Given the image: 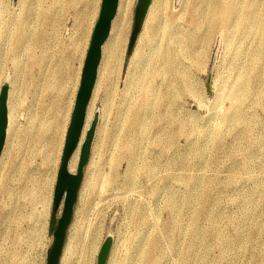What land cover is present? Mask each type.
I'll return each mask as SVG.
<instances>
[{
	"label": "rangeland",
	"instance_id": "rangeland-1",
	"mask_svg": "<svg viewBox=\"0 0 264 264\" xmlns=\"http://www.w3.org/2000/svg\"><path fill=\"white\" fill-rule=\"evenodd\" d=\"M31 1L5 0L0 11V92L8 79L16 98L0 158V264L48 262L58 172L102 3L86 26L92 0ZM137 1L124 52L102 65L92 106L99 124L60 264H97L108 236V264H264V70L254 57L264 30L251 24L253 0H237L226 30L211 17L192 22L190 0H164L162 16L177 31L173 72L143 107V80L128 78ZM168 80L178 91L166 103ZM236 83L250 89L243 121L229 114L222 125L232 106L223 91Z\"/></svg>",
	"mask_w": 264,
	"mask_h": 264
},
{
	"label": "bare ground",
	"instance_id": "bare-ground-1",
	"mask_svg": "<svg viewBox=\"0 0 264 264\" xmlns=\"http://www.w3.org/2000/svg\"><path fill=\"white\" fill-rule=\"evenodd\" d=\"M34 1H36V0H32L31 3H34ZM97 1L98 0H92V2H93L92 6L90 7V9L86 13V15H87L86 21H85L86 26L89 25L88 24L89 21L92 20L95 16V8H96L95 4ZM163 1L164 0H153L152 1V4L150 6L144 27H143V29H142L139 37H138V41H137L138 44H136L137 46H135V49H134L132 55L128 58L131 61V67L129 66L130 69L128 72V78L129 79L132 78V81H133V79L135 77H140L143 80L141 82V86L138 87L139 97L141 99V105L140 106H142V107L143 106H149L151 104L154 105L153 102L157 99L158 91L160 90V87H161L160 84L157 83V79L162 75H170V73L173 72L174 59H173L172 55H174L175 52H174V54H172V50L174 49L173 46H175L174 32L176 30L174 28L175 27L173 24L174 22L172 20H171L172 22H168V19H165L167 17L162 16V12L164 10V2ZM59 2H61V1L59 0ZM25 3H26V1H25ZM135 3H136V0H120L118 13H117L116 18L113 21L112 31H111L110 37L108 38V40L105 43L104 48H103V57H102V61H101L100 67H99L98 79H97L96 86L94 89V93H93V96H92V99L90 102V106L88 109V116H87L86 125L84 128V132L82 135V139H81V142H80L78 149L74 153V155L71 159V162H70V171L71 172H76V170H77L78 161H79L80 152H81V147H82V144L85 140L86 133H87V131L91 125L90 122H92V120L94 118L93 114H92V106L94 105V99L96 97L97 89H98V86H99V83L101 80V76H102L101 75L102 65L105 62L107 67L111 68L112 62H114V61L116 62L115 59H117L119 56H121V54L124 52L125 46H126V43H127L128 37H129L128 34H129L130 27H131L132 14H133V9H134ZM236 3H237V0H190L192 22H198L201 20L203 21V19L211 17L214 28L218 29V21H220L222 24V28L225 29V27L231 22L232 18L235 16V12H236V8H237ZM6 4L7 3L5 2V0H0V11L2 13H3V11L6 10ZM181 4H182V2H181ZM259 5H263V3L262 4H261V2L258 3L256 0H253V2L251 3L250 13L252 15V18L250 20H251V24H256L257 28L260 27L264 30V15L259 14V13H261ZM183 11H185V9ZM0 18H1V16H0ZM204 23H205V21H204ZM4 25H5V23H4ZM24 25H26V24H24ZM179 26H181V25H179ZM187 28H189V27H187ZM2 31H3V27L0 28V39L4 35ZM224 31H222V33ZM18 39H19V36H18ZM9 40H10V37H9ZM176 41L178 42L179 40H176ZM7 42H8V40H7ZM27 44H25V45H27ZM181 45H182V43H181ZM263 48H264V46H262V50L260 51V53H258V54L256 53L257 56H256V54L254 56L256 64H257V69L260 72L264 70V50H263ZM182 50H183V48H182ZM176 51L178 52V50H176ZM137 71L139 72L138 75H137ZM134 73H136V76L133 75ZM141 79H139V80H141ZM6 81H7V83L10 84V95H9V101H8V111H9L8 112V114H9V125H8V135H7V141H8V139L10 137V132H12L11 131L12 126L14 124V109L12 107V103L16 101V98L13 95L14 94V92H13L14 88H12L13 86L10 83V80L7 79ZM234 87H235V89L230 90V88H229V89H225L223 91V92H226V94H228V93L231 94V95H229V94L228 95L232 100V106L229 109L228 113L222 114V117L224 118V121L221 122L222 125L224 123H226V121L232 119V117L231 118L227 117L229 114H234L233 119H236L238 123L243 121L241 116H240V114H242L241 111L243 110L242 109L243 108L242 107V98L247 91H250V89H249L248 85L245 86V83H236L234 85ZM263 87H264V83H263ZM263 87H262V90H263ZM164 88H167V90L162 94V99L165 100V102L168 101V99L170 98V91L171 90L175 91V92L178 91V86L176 85L174 80H171L170 82L168 80V82ZM233 90H236V91L233 92ZM174 95H175V93H174ZM216 101H218V97H217ZM135 111H136V109H135ZM151 111L153 112V110H151ZM153 113H155V112H153ZM169 113H170V110H169ZM167 114H165V116ZM142 115H143V112H142ZM142 115H140V116H142ZM161 116H163V115H161ZM161 116H160V118H161ZM172 116L174 117V115H172ZM153 117L154 116L151 112L149 114L147 113L146 116L145 115L142 116L141 121H140L141 122L140 128L144 132H145V130H149V129H147L149 126L147 118L152 119ZM156 118H157V116H156ZM138 119L140 120V118H138ZM138 119H136V120L138 121ZM151 119H149V120H151ZM213 120L218 122V112L214 116ZM180 121L181 120L179 119V122ZM156 122L158 123V121H156ZM175 122H177V120ZM128 123L130 124V122H128ZM149 123H152V121H150ZM172 123L174 124V122H172ZM176 125H178V124H176ZM181 125H183V123ZM217 125H218V123H217ZM129 126H131V125H129ZM138 126H139V123H138ZM183 127H185V126H183ZM192 131H194V129H192ZM14 135H15V130H14V134L12 136H14ZM142 135H143V133L141 134V136ZM7 141H6V143H7ZM5 148H6V145H5ZM200 213H201V211H200ZM77 256L79 258L82 257L81 254H77Z\"/></svg>",
	"mask_w": 264,
	"mask_h": 264
},
{
	"label": "water",
	"instance_id": "water-1",
	"mask_svg": "<svg viewBox=\"0 0 264 264\" xmlns=\"http://www.w3.org/2000/svg\"><path fill=\"white\" fill-rule=\"evenodd\" d=\"M153 0H138L135 8V17L132 34L127 51L129 58L137 44L138 37L144 27L150 6ZM120 0H102L98 20L95 24L90 45L84 61L80 87L75 100L70 126L67 131L64 151L56 182L52 221L50 232L54 236V243L49 251L47 264H60L65 247L69 226L72 222L74 207L78 200L83 183L85 168L92 153L93 143L99 124L100 115L96 113L86 133L81 147L76 172L70 171L71 159L78 149L86 120L88 109L94 93L99 74V67L103 57V48L112 31L113 21L117 16ZM10 84L5 83L0 92V158L4 151L9 125L8 101ZM63 204V211L58 218L57 214ZM113 245V237L108 236L98 254L97 264H108Z\"/></svg>",
	"mask_w": 264,
	"mask_h": 264
}]
</instances>
